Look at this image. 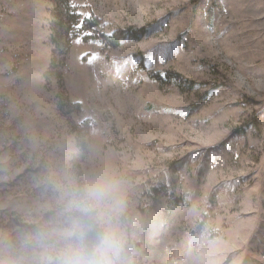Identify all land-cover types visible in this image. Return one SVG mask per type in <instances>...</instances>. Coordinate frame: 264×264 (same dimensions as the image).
I'll list each match as a JSON object with an SVG mask.
<instances>
[{"label":"rangeland","instance_id":"1","mask_svg":"<svg viewBox=\"0 0 264 264\" xmlns=\"http://www.w3.org/2000/svg\"><path fill=\"white\" fill-rule=\"evenodd\" d=\"M70 3L57 44L54 0H0V264L98 183L131 264H264V0Z\"/></svg>","mask_w":264,"mask_h":264},{"label":"clouds","instance_id":"2","mask_svg":"<svg viewBox=\"0 0 264 264\" xmlns=\"http://www.w3.org/2000/svg\"><path fill=\"white\" fill-rule=\"evenodd\" d=\"M108 194V186L98 183L72 201L78 215L48 234L42 264H131L118 210L106 205Z\"/></svg>","mask_w":264,"mask_h":264},{"label":"trees","instance_id":"3","mask_svg":"<svg viewBox=\"0 0 264 264\" xmlns=\"http://www.w3.org/2000/svg\"><path fill=\"white\" fill-rule=\"evenodd\" d=\"M54 2L57 6L55 22L52 24L54 43L56 40L58 44V41L62 37L65 38V44H68L72 37L84 33L86 30L95 26L98 22L96 19L90 18L79 21L70 0H54ZM143 30L144 29H141L140 32H144ZM131 34H133L131 29H125L117 30L109 36L102 34L98 38L103 44L110 47H116L122 39L127 38ZM156 78L161 80L158 75H156ZM193 86L194 83L189 81L186 85V89H192Z\"/></svg>","mask_w":264,"mask_h":264}]
</instances>
